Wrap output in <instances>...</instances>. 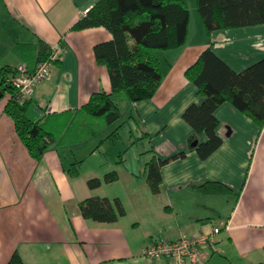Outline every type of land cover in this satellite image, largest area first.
<instances>
[{"label": "crops", "instance_id": "0c3cea01", "mask_svg": "<svg viewBox=\"0 0 264 264\" xmlns=\"http://www.w3.org/2000/svg\"><path fill=\"white\" fill-rule=\"evenodd\" d=\"M100 1L0 0V68L27 64L34 69L45 51L60 50L61 58L52 78L37 87L27 114L54 140L41 161L31 155L5 111L10 95L0 99V264H8L15 253L25 264H172L167 258L147 259L143 250L157 241L201 233L212 236L206 264H264V127L223 104L216 111L223 144L202 160L191 148L194 130L183 118L189 106L203 102L186 71L211 46L233 71H245L264 59V24L208 35L197 3L189 4L187 42L165 53L172 68L155 96L121 105V124L130 131L120 146L123 129L118 143L108 139L120 121L109 126L82 111L93 94L112 92L109 71L97 62L95 47L113 35L105 27L73 30ZM207 140L202 133L197 142ZM139 141L147 143L142 170L129 154ZM102 146L117 157V167L107 168ZM181 152L184 158L162 167L163 184L154 194L147 182L148 163ZM114 171L119 179L107 183ZM93 179L101 182L94 189L89 185ZM209 181L235 194L205 196L194 189ZM89 198L119 199L126 215L113 223L85 219L80 204Z\"/></svg>", "mask_w": 264, "mask_h": 264}, {"label": "trees", "instance_id": "16d2710c", "mask_svg": "<svg viewBox=\"0 0 264 264\" xmlns=\"http://www.w3.org/2000/svg\"><path fill=\"white\" fill-rule=\"evenodd\" d=\"M197 11L208 35L219 30L264 24V0H197ZM190 22L189 0H101L94 5L73 26V30L105 27L113 35L110 42L95 47L97 62L109 71L112 92L93 94L82 111L112 125L123 117V101L138 103L151 100L172 68L165 53L186 44ZM50 55L51 52L45 51L39 61L48 59ZM14 70L7 66L0 68V93L2 97L10 95L5 111L15 121L19 137L31 155L41 161L54 140L40 123L28 117L31 99L23 103L18 101L16 89L8 82ZM186 76L203 98L201 104H192L183 115L194 130L190 138L191 148L202 160L208 159L223 144L217 133L219 121L216 117V111L223 104L233 105L263 129L264 59L236 73L214 53L211 46L186 71ZM124 124L119 125L108 139L118 143ZM202 133L208 140L198 143V136ZM185 156L186 153L181 152L169 159L155 157L148 163L147 182L154 194L160 192L163 184L162 167ZM120 158L123 163V154ZM81 163L73 164V168L78 170ZM69 172L72 173L71 170ZM118 179L115 171L105 178L107 183ZM89 185L94 189L101 182L93 179ZM194 189L205 196L235 194L229 186L217 181L205 182L194 186ZM80 210L85 219L100 223H113L126 215L119 199L111 202L106 198H89L80 204ZM8 264L25 263L15 253Z\"/></svg>", "mask_w": 264, "mask_h": 264}, {"label": "built area", "instance_id": "2783aa9c", "mask_svg": "<svg viewBox=\"0 0 264 264\" xmlns=\"http://www.w3.org/2000/svg\"><path fill=\"white\" fill-rule=\"evenodd\" d=\"M59 51L52 52L48 59L39 61L34 69H30L27 64L15 67L8 82L16 89L19 102L32 99L37 87L52 78L53 65L61 59ZM220 231L215 228L214 234H219ZM211 242L212 236L204 233L175 241L161 240L147 246L143 255L147 259L167 258L172 260V264H206L205 252Z\"/></svg>", "mask_w": 264, "mask_h": 264}, {"label": "rangeland", "instance_id": "374dc122", "mask_svg": "<svg viewBox=\"0 0 264 264\" xmlns=\"http://www.w3.org/2000/svg\"><path fill=\"white\" fill-rule=\"evenodd\" d=\"M197 3V0H189V4L190 6H194L196 5ZM122 107L124 108L125 105H126V101H123L121 103ZM117 124V123H116ZM121 124V121L118 123L117 126H119ZM110 126V125H109ZM129 128V127H128ZM128 128L125 127V128H122V134H124V132H126V135L124 136V140L121 141L120 143V146H122L125 141H127V136H128V132L130 131V128H129V131H128ZM101 132V130H100ZM99 133V132H98ZM121 133V131H120ZM95 140V139H94ZM101 140H98V143H100V146L106 142L105 139H103L101 142ZM92 142V141H91ZM91 142L89 145H87L89 142H87V144L85 145L86 146V150H90L89 147L91 145ZM104 145V144H103ZM146 146H147V143L146 142H142V141H139L138 144H135L134 147L131 149V153L130 156H133L134 155V161H140V164H141V170L144 169V165L147 161V154H145V151H146ZM94 147V146H93ZM103 147V146H102ZM114 150H117V148L115 146L112 147ZM104 157H106L107 159V168L109 166H114V167H117V164H118V161H115L114 159H117V157H115L114 159L112 158V152L106 148V146L103 147V152H102Z\"/></svg>", "mask_w": 264, "mask_h": 264}, {"label": "water", "instance_id": "95a60500", "mask_svg": "<svg viewBox=\"0 0 264 264\" xmlns=\"http://www.w3.org/2000/svg\"><path fill=\"white\" fill-rule=\"evenodd\" d=\"M2 98V94L0 93V99ZM196 145V144H195Z\"/></svg>", "mask_w": 264, "mask_h": 264}]
</instances>
